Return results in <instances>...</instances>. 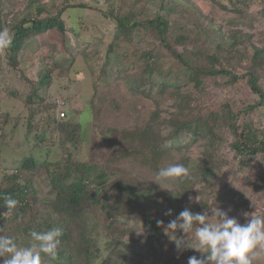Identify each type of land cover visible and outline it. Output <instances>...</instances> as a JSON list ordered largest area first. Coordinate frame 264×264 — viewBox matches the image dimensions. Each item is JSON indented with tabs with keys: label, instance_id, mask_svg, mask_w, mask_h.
<instances>
[{
	"label": "rangeland",
	"instance_id": "obj_1",
	"mask_svg": "<svg viewBox=\"0 0 264 264\" xmlns=\"http://www.w3.org/2000/svg\"><path fill=\"white\" fill-rule=\"evenodd\" d=\"M83 4L85 6L80 8ZM41 6L46 11L42 12L40 19L56 18L63 23L64 32L53 28L28 35L16 55V64L7 58L11 54L6 50L0 53V187L9 189L18 184L28 187L23 202L25 209L17 219L16 230L10 233L17 244L29 246L31 231H44L45 225L60 224L65 216L61 217L58 213L61 208L55 210L52 205L55 191L51 180L66 170L65 164L62 167L58 165L63 156L59 141L61 135L52 129L55 114L40 110L52 100L65 102L62 107L65 118L62 119H69L67 117L72 114L81 126L79 142L76 146L67 143L68 149L76 153L79 162L91 166L92 176L98 172L112 174L103 181L105 190L102 200L106 203L112 206H119V203L125 211L140 212L141 205L139 208L138 203H128L127 199L117 202V197H121L119 189L114 188L118 182L132 189L156 192V198L161 203L150 204L155 217L166 219L164 212L171 210L177 218L181 211L190 207L188 205L204 201L206 183L195 184L183 199L176 200L173 199L176 195L174 191L180 190L173 181L157 180V173L170 164H177L178 159L189 157L195 161L200 148L174 149L169 152L168 162L164 160L160 165L156 158L147 154V148L140 152L149 137L145 133L150 130L146 124L148 121L155 124L160 135H165L168 117L181 107V103L191 106L195 100L201 99L202 105L208 106L229 100L235 103V108H240L251 102L254 95L245 80L220 87L203 78L200 85H196L190 79V71L184 62L165 49L158 38L145 33L123 38L118 35L116 23L108 15H111L110 9L117 16L136 13L140 20L162 15L169 24L165 31L166 43L172 46L174 53L184 55V45L177 40L184 41L189 51L197 53H191L189 57L196 61L195 66H199L205 55L216 50V44L238 41L239 38L233 36L245 37V44L264 49V16L260 14V10L264 9V0H0V10L8 8L6 18H17L9 28L13 34L15 25H20L23 19L35 17L37 8ZM2 10L1 14L5 12ZM28 26L29 23L24 24V27ZM242 42L238 41L239 47L236 46L232 52L237 58L244 53L243 59H246L241 64L245 65L249 63L253 50H243ZM146 57L150 59L147 66L144 64ZM190 58L184 56V61L191 62ZM226 61L225 65L228 64ZM44 73L49 79L39 86L44 81ZM173 84L180 87L175 88ZM139 88L142 89L140 93L137 91ZM185 110H182L183 114H186ZM187 116L192 117L191 114ZM176 119L172 118L171 122ZM252 120L254 127L264 128V108H258ZM138 132H142V139ZM41 133L45 137L44 144L49 147L39 150L33 147L38 143L35 136ZM174 143L177 147H184L187 138L179 137ZM30 155L37 160L47 156L52 165L46 170H23L21 177L16 179H2L3 174L15 173L14 169L19 167L21 160ZM260 163H264V158L260 159ZM224 179L215 185V189L223 187ZM224 188L229 190L230 199H223L209 207L205 205V209L211 207L210 210L226 211L229 217H235L242 225L252 213L264 215V197L257 188H240L229 182ZM164 190H171L172 196L162 197ZM244 201H248L245 207L242 206ZM244 213L249 216L246 218ZM207 214L211 215L212 211ZM9 215L10 211H3L4 219L11 217ZM86 215L94 226V233L101 235L103 215L99 207L92 208ZM73 217L66 213L65 223H73ZM124 222H128L133 231L125 240L135 242L144 233V228L131 220ZM188 235L191 237V233ZM192 236L195 237L194 232ZM100 239L102 250L98 262L102 263L110 254L114 238L105 244V239L101 242ZM139 242L130 251L144 255L146 248H143V240ZM155 247L158 254L153 258L149 254L144 255L148 262L161 264L171 259L170 249L167 248V255L159 246ZM115 251L117 257H125L120 247ZM45 262L46 259H42V263ZM254 264H264V255Z\"/></svg>",
	"mask_w": 264,
	"mask_h": 264
},
{
	"label": "trees",
	"instance_id": "obj_2",
	"mask_svg": "<svg viewBox=\"0 0 264 264\" xmlns=\"http://www.w3.org/2000/svg\"><path fill=\"white\" fill-rule=\"evenodd\" d=\"M84 6L83 4L80 8ZM1 10L0 28L7 27L9 29L13 25V21L17 20V18L7 19L6 17L9 15L8 8L4 7L2 11L5 12L2 14ZM110 10L111 15L108 16L116 23L118 35L123 36V38H128L135 33H145L146 36L158 38L165 49L184 62V66L190 71V79L196 85H200V79L203 78L215 82L220 87L231 86L241 80H245L250 93L255 97L251 102L240 108H235V103L229 100H225L224 103L214 102L208 106L202 105L201 99L195 100L191 106H184L181 103V107L179 109L176 108L172 115L168 117V129H166L165 135H160L159 127L155 124L149 121L147 122L146 125L150 130H146L147 132L145 133L149 137L144 142L146 145L142 147L140 152L147 148V154L152 158H156L157 163L160 165L164 160L168 162L169 152L174 149L178 151L183 148L184 150H190L194 146L200 148L199 156L195 161L189 157L178 159L177 164H183L187 167L191 178L183 182L173 181L176 188L180 190V192H177L173 189L176 194L173 199L181 200L186 196L189 188H193L198 183H206L207 187L204 191L206 197L203 199L204 201H198L197 204L194 203L192 206L188 205V207L190 206L189 210L193 213L209 212L212 211L210 210L211 207L205 209V205L209 207L210 204L214 205L215 203L222 202L223 199H230L231 195H229V190L224 188L226 182L238 185L240 188L245 186H250L252 189L257 188L261 192L262 197H264V163H260V159L264 158V128L254 127L255 122L252 120V116L256 110L260 107L264 108V49L262 47H253L250 43L245 44V37L233 36L235 39L239 38L238 41L243 40V50L246 52H249V48H252L253 53L248 64H241V61L244 62L246 59H243L244 53L240 54V57L237 58V55L232 52L236 46L239 47L237 44L238 41L229 40V42L216 44V50H213V53L208 54V56L205 55L202 63L199 66H195L196 61L191 59L189 55L191 53H197L195 51H189L184 41L179 40V38L177 40V42L184 45V55L174 53V49L171 48L172 46L166 43L168 39H166L165 31L169 28V24L162 15H155V17L148 20H140L136 13H124L121 16H117L114 10ZM45 11L46 8L41 6L37 8L35 17L32 19H23L20 25H15L16 28L12 45L6 49L11 54L7 58L13 64L17 63L16 55L28 35L37 34L53 28L64 32L63 23L56 18L40 19L42 12ZM260 14L264 16V9L260 10ZM26 23H29L30 26L24 27ZM184 56L190 58L191 62L184 61ZM225 59L228 62L227 65L224 64ZM148 60H150L149 57H146V62L144 63L146 66L148 65ZM149 66L152 67L153 65L150 64ZM43 78L44 81L40 82L39 86H43L46 82L45 80L49 79L48 74L44 73ZM173 86L175 88L180 87L175 84ZM141 90V88L137 89L139 93L142 92ZM43 100H45L44 97ZM49 102L51 103L44 104L40 110L42 112L52 111L55 114L56 119L53 118L54 120H52V129L53 131L57 130L61 135L59 141L63 155L60 162L58 161L59 164L58 162L56 163L61 167L65 164L66 168L63 173H59L51 180L54 187L53 190L55 191V199H53L52 205L55 210L61 208L58 210V213L61 217L64 214L65 216L62 218L60 224L54 226L45 225L44 227V231L52 228H60L62 230L56 259H51L42 254V259H46L44 264H156L155 261L148 262L146 260L147 257H144L145 254H149L153 258L155 254H158L156 245L165 253H167V248L171 251V259H167L161 264H188L189 257H201L202 254L200 252L191 248L178 252L175 244L164 234L163 228L157 226L158 220H162L164 225H167L176 216L172 213L168 215L167 212H164L167 215L166 219L164 217L154 216L155 214L151 212L150 204L161 203V200L156 198L158 197L156 192L149 193L143 190L132 189L129 185H122L120 182L115 185L114 188H118L121 193V197H117V202L120 199H127L129 201L128 203L132 201L134 204L138 203V205H141V209H143H140V212L129 210L130 213L129 211H125L123 209L125 207L119 203H117L119 206H112L110 203L108 204L102 200L104 199L102 197L104 196L105 190L103 181L111 173L104 174L103 172H98V174L92 176L93 171L90 169L91 166L77 160L76 153L70 151L66 145L67 143H72L76 146V143L79 142L81 126L74 120L75 117L72 114L69 116L67 114V118L69 119L58 118L55 113L56 101L52 100ZM184 109L187 111L186 114L182 112ZM189 114L192 117L187 116ZM172 118L177 119L171 122ZM138 134L140 135V139H142V132L141 134L138 132ZM35 137H37L38 143L33 148L41 150L44 147H49L44 144L45 137L42 133ZM179 137L187 138V143L184 147H177V144L174 143ZM51 165L47 156L41 160H37L30 155L21 160L19 167L14 169L15 173L8 172V174H3L2 179H16V177H21L23 170L31 172L33 169L39 171L41 169L46 170ZM53 166L55 165L53 164ZM72 177L76 181H72ZM223 178H226L224 179L226 182L222 185L223 187L215 189V185ZM212 187L213 189L209 191ZM27 188L26 185L19 184L9 189L0 187V230H2L0 231V235L14 238V235L10 233L16 230L15 224L17 219L21 217L25 209L23 202ZM235 190H237V187ZM164 191L162 197L170 198L172 196L171 190ZM5 196H11L19 201L17 208L10 211L9 216L11 217L8 219H4L3 216V211L7 209L4 203ZM140 198H143L146 202ZM247 202L244 201L242 206L245 207ZM128 203H125V205ZM96 206L99 207L103 215V220L102 222L100 221L101 235L94 233V226L89 223L86 215ZM66 213L67 215L75 216L73 217L75 220L73 223L69 224L67 221L65 223ZM90 213L93 215L92 212ZM241 217L244 221L246 220L245 217ZM124 220H131L136 225H141L140 227L144 228V233L135 242L132 240L127 242L125 240V237L130 236L133 231L132 227L128 225L129 223L124 222ZM101 236L104 237L100 239ZM177 236L183 237L184 234L177 232ZM112 238H114V241L113 247L110 249V254L105 256L102 263L98 262L100 261L99 252L102 250L99 245V239L100 242L105 239V244L106 242H110ZM140 240H143V248H146L144 255L130 251V248ZM186 242L193 246L197 244L192 233L191 237L190 235L186 237ZM118 247L125 253L124 258L116 256L115 248ZM0 261V264H2V257H0Z\"/></svg>",
	"mask_w": 264,
	"mask_h": 264
},
{
	"label": "clouds",
	"instance_id": "obj_3",
	"mask_svg": "<svg viewBox=\"0 0 264 264\" xmlns=\"http://www.w3.org/2000/svg\"><path fill=\"white\" fill-rule=\"evenodd\" d=\"M13 39L14 34L7 27L0 28V52L10 48ZM62 102L64 104L59 109L56 105L55 113L64 111L62 107L66 104ZM190 178L189 169L183 164H170L157 173V180L183 182ZM4 203L7 210L11 211L17 208L19 201L5 196ZM168 215H171V210ZM244 216L247 218L249 214L244 213ZM157 226L163 228L164 234L175 244L178 252L191 248L202 254L199 258L189 257L188 264H254L264 255V215L252 213L251 218L242 225L223 210L214 208L212 214L208 215L207 212L193 213L186 207L167 225L158 220ZM177 232H182L184 236L178 237ZM193 232L197 241L195 246L186 242L187 235ZM29 235L31 242L26 247L19 246L10 236L0 235L2 264H42V254L56 259L59 238L62 236L60 228L33 230Z\"/></svg>",
	"mask_w": 264,
	"mask_h": 264
},
{
	"label": "built area",
	"instance_id": "obj_4",
	"mask_svg": "<svg viewBox=\"0 0 264 264\" xmlns=\"http://www.w3.org/2000/svg\"><path fill=\"white\" fill-rule=\"evenodd\" d=\"M64 103L62 101H57L56 105H57V109H59ZM58 114V116L60 118H64L65 117V113L64 111H60V112H56Z\"/></svg>",
	"mask_w": 264,
	"mask_h": 264
}]
</instances>
